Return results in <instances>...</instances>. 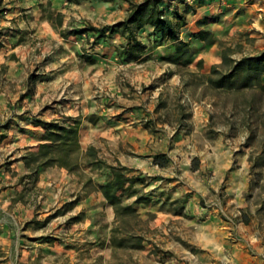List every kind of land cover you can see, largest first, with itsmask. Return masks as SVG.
Returning a JSON list of instances; mask_svg holds the SVG:
<instances>
[{
	"label": "rangeland",
	"instance_id": "374dc122",
	"mask_svg": "<svg viewBox=\"0 0 264 264\" xmlns=\"http://www.w3.org/2000/svg\"><path fill=\"white\" fill-rule=\"evenodd\" d=\"M143 1L0 0V17L7 22L5 30H0V42L10 38L16 41V45L7 44L0 51V57L8 64L0 69L1 87L13 89L3 78L9 75L10 68L16 77L26 75L27 81L34 80L45 87L49 86L50 77L58 78L63 70L73 73L81 70L86 83H72L71 92H82L84 84L87 105L93 106L101 87L100 81L90 80L94 74L107 77L115 71L116 83L121 88L128 87L127 77L132 73L130 67L93 68L97 59L115 58L122 64L141 65L151 76L148 88L134 96L120 91L119 98L111 99L108 106L143 105L145 119L141 118L139 123L149 128L153 142H189V147L199 152L197 156L191 150L188 152L191 170L200 165V156L209 163L210 154L216 148L223 150L231 163L223 182L230 179L233 171H239V179L246 185L235 200L233 195H226L221 185L205 199V206L221 205L223 208L218 215L222 221L240 224L242 233L258 235L259 232L264 238V0H155L164 15L172 19L180 41L187 43L188 56L176 64L167 60L174 53L175 44L153 29L146 31L147 27L152 28L150 25L134 30L141 49L135 48L133 58H129L127 32L122 34L120 28L113 26L127 18L132 4ZM181 5L185 6L187 15L181 11ZM13 48L15 51H10ZM189 61L192 63L187 64ZM172 76L178 78L176 84L170 83ZM164 81L165 86L157 91ZM29 85L28 82L20 84L26 92H33L36 85ZM56 91L49 89L50 94ZM97 117L89 114L86 120L95 124ZM32 123L43 130L44 137L45 129L41 124L52 123V120L39 119ZM56 123L63 125L65 120ZM163 124L166 126L162 127ZM76 139L78 142V131ZM94 154L91 147L85 154H80L77 147L60 149L54 156L64 160L70 170L78 169V165L90 166L102 175H111V167L94 162ZM152 164L161 168L167 161L164 155H156ZM120 168L122 173L134 172ZM205 176L211 177V171H206ZM131 179L118 191L120 204L148 203L150 200L142 192L144 176L134 173ZM120 204L113 206L119 224L111 242L80 244L87 256L86 264H94L98 250L103 251V263L107 262L110 246L117 248L113 264H143L137 252L142 250L146 223L139 218L136 208L130 206L131 210H125ZM50 218L35 222L34 229L39 235L34 242L37 255L33 260L24 259L23 264L64 263L62 258L56 261L48 255L55 239L51 235ZM1 222L9 226L6 229L0 225V264H22L15 254L20 247L17 228L12 219L0 211ZM68 246L73 249L77 244Z\"/></svg>",
	"mask_w": 264,
	"mask_h": 264
},
{
	"label": "crops",
	"instance_id": "0c3cea01",
	"mask_svg": "<svg viewBox=\"0 0 264 264\" xmlns=\"http://www.w3.org/2000/svg\"><path fill=\"white\" fill-rule=\"evenodd\" d=\"M181 11L187 15L184 5H181ZM6 23L5 18L0 17V30H5ZM152 29L147 27L145 30ZM0 43V51L7 44L16 45L13 38ZM6 66L7 62L0 57V69ZM103 66L113 70L130 67L132 73L127 77L128 87L121 88L116 83L115 71L107 77L94 74L90 80L100 81L101 87L97 103L92 107L87 105L86 81L81 70L75 73L63 70L58 78L50 77L46 87L34 80L27 81L26 75L16 77L11 68L9 75L3 76L13 89L0 85V211L9 216L17 228L20 247L15 252L16 259L23 264L24 259L36 257L34 242L39 235L34 229L35 222L49 216L51 235L55 239L48 255L56 261L62 258L63 264H86L87 256L80 244H109L119 224L114 207L106 202L100 188L113 179V174L102 175L90 166L78 165V169L70 170L68 166L52 165L39 168L36 176H29L24 157L37 152L41 144L48 143L43 140V130L32 121L50 119L52 123L65 120L64 127L78 121L80 154H85L91 147L95 153L94 162L134 171L123 172L125 178L131 179L134 173L144 176L142 192L150 201L138 206L120 204L121 207L136 208L139 218L146 223L142 250L137 252L143 264H264V238L260 233H242L240 224L222 221L218 215L223 208L221 205L210 208L204 203L221 185H224L226 195H233L234 200L245 188L246 183L239 179V171H233L229 176V180L237 179V182H223L225 173L230 170V157L216 148L210 154L209 163L200 156V165L191 170L189 151L194 156L199 152L192 150L189 142H153L149 128L139 123L141 118L145 119L143 105L136 103L131 108L108 106L111 99L119 98L120 91L134 96L147 89L151 84L148 71L134 62L122 64L115 58L97 59L92 67L102 69ZM81 81L83 91L71 92V84ZM25 82L30 87L36 85L35 90L26 92L25 87L20 86ZM177 82L176 76L170 78V83ZM165 84L166 81L156 90H161ZM49 89L57 91L50 94ZM89 114L98 116L95 124L86 120ZM156 155H164L167 165L161 168L153 165L152 159ZM206 171H211L212 176H205ZM57 211L60 212L58 216L54 215ZM0 225L6 229L9 226L3 222ZM57 243L62 244L61 247ZM67 244H77V247L72 249ZM116 254L117 248L110 246L106 256L108 261L103 263V251H95L94 264H113Z\"/></svg>",
	"mask_w": 264,
	"mask_h": 264
},
{
	"label": "trees",
	"instance_id": "16d2710c",
	"mask_svg": "<svg viewBox=\"0 0 264 264\" xmlns=\"http://www.w3.org/2000/svg\"><path fill=\"white\" fill-rule=\"evenodd\" d=\"M131 8L127 18L113 26L120 28L122 34L127 32V52L129 58H133L132 51L135 48L141 49V45L134 35V30H140L145 25H150L154 32L159 33L168 41L175 44V51L172 56L167 59L168 61L176 64L188 56L186 50L187 43L180 41L172 19L164 15V12L159 8L155 0H145L139 4H132ZM41 125L45 129L43 140L48 143L41 144L37 152L29 153L24 157V163L29 170V176H36L37 170L42 167L52 165L68 166L64 160H58L54 156V153L64 148L78 147L76 139L78 121H73L72 125L69 127H64L57 123H42ZM111 171L113 179L101 186V190L106 201L112 206H117L120 204V198L117 194L118 191H120L126 183H130L132 179L125 178L120 167H112ZM124 209L131 210L130 207Z\"/></svg>",
	"mask_w": 264,
	"mask_h": 264
}]
</instances>
